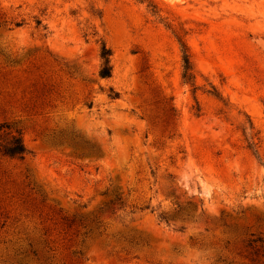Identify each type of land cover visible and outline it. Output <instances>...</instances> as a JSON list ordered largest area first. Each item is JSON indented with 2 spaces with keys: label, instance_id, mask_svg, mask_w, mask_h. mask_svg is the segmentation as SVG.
<instances>
[{
  "label": "rangeland",
  "instance_id": "rangeland-1",
  "mask_svg": "<svg viewBox=\"0 0 264 264\" xmlns=\"http://www.w3.org/2000/svg\"><path fill=\"white\" fill-rule=\"evenodd\" d=\"M1 124L0 264H264V0H0Z\"/></svg>",
  "mask_w": 264,
  "mask_h": 264
},
{
  "label": "trees",
  "instance_id": "trees-1",
  "mask_svg": "<svg viewBox=\"0 0 264 264\" xmlns=\"http://www.w3.org/2000/svg\"><path fill=\"white\" fill-rule=\"evenodd\" d=\"M40 22L36 21V27H40ZM16 26H20L16 24ZM180 51H181V59H182V80L184 83H193L194 75L193 69L190 61V55L188 52V48L186 44L180 40H178ZM109 56L110 51L107 50L105 47H102L100 57L103 60L101 69L99 71V76L101 78H108L111 75V67L109 65ZM7 131V133H4ZM11 128L6 124L0 125V156L8 157V158H18L23 159L25 155L29 152L27 151L26 147L24 146L21 138V133L18 130H14L13 132L10 131ZM6 137L5 140L2 138ZM118 201V199H116ZM115 201H110L105 205L106 209H109L112 205H114ZM256 242H261L260 239L252 240L249 244H253ZM30 254L35 258L36 254L31 251ZM46 263V260H45ZM19 264H24L20 262Z\"/></svg>",
  "mask_w": 264,
  "mask_h": 264
}]
</instances>
